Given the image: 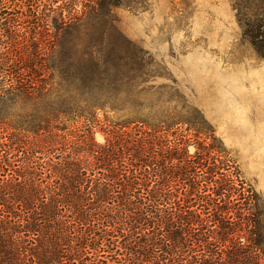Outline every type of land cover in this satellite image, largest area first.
Here are the masks:
<instances>
[{
	"label": "trees",
	"instance_id": "obj_1",
	"mask_svg": "<svg viewBox=\"0 0 264 264\" xmlns=\"http://www.w3.org/2000/svg\"><path fill=\"white\" fill-rule=\"evenodd\" d=\"M119 2L0 0L8 48L23 44L29 11L47 44L59 42L39 74L0 61V264H264L262 212L220 139L191 152L176 131L157 143L173 126L109 131L123 78L111 73L106 26ZM237 201L248 215L232 216Z\"/></svg>",
	"mask_w": 264,
	"mask_h": 264
},
{
	"label": "rangeland",
	"instance_id": "obj_2",
	"mask_svg": "<svg viewBox=\"0 0 264 264\" xmlns=\"http://www.w3.org/2000/svg\"><path fill=\"white\" fill-rule=\"evenodd\" d=\"M38 13H27L15 51L0 41V61L10 71L19 66L39 74L49 60L58 61V39L47 44L52 39L39 28ZM106 31L111 73L123 78L110 89L109 131L130 121L147 123L148 133V125L173 126L157 133V143L173 142L176 131L191 152L198 140L207 146L220 139L241 176L237 184L250 203L256 196L264 219V58L251 44L252 35L264 42V0H121ZM96 138L104 140L100 132ZM235 203L240 211L243 203ZM240 215L248 214H232Z\"/></svg>",
	"mask_w": 264,
	"mask_h": 264
}]
</instances>
